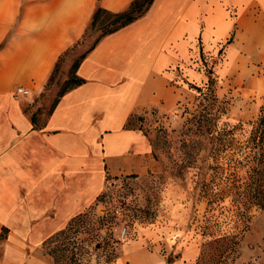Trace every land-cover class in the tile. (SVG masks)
Segmentation results:
<instances>
[{"label": "crops", "instance_id": "0c3cea01", "mask_svg": "<svg viewBox=\"0 0 264 264\" xmlns=\"http://www.w3.org/2000/svg\"><path fill=\"white\" fill-rule=\"evenodd\" d=\"M132 1L0 0V264H55L44 243L106 182L153 169L146 131L182 105L185 78L264 73V0H155L104 37L78 69L86 82L33 122L16 89L40 94L95 9ZM205 64L209 75L196 69ZM111 264L167 262L140 241Z\"/></svg>", "mask_w": 264, "mask_h": 264}, {"label": "rangeland", "instance_id": "374dc122", "mask_svg": "<svg viewBox=\"0 0 264 264\" xmlns=\"http://www.w3.org/2000/svg\"><path fill=\"white\" fill-rule=\"evenodd\" d=\"M77 53L52 85L24 96L40 124ZM196 69L210 73L207 64ZM184 82L182 105L146 131L153 169L106 182L65 234L73 218L44 243L55 264H111L140 241L172 264H264V73Z\"/></svg>", "mask_w": 264, "mask_h": 264}, {"label": "trees", "instance_id": "16d2710c", "mask_svg": "<svg viewBox=\"0 0 264 264\" xmlns=\"http://www.w3.org/2000/svg\"><path fill=\"white\" fill-rule=\"evenodd\" d=\"M155 0H133L127 8L119 11L118 13L109 11L101 6H98L95 9V12L91 18V21L83 34L82 38L75 42L71 47H69L65 52H63L58 61L55 64L44 88H48L52 85L58 77H61L63 73H65L64 66L66 61L73 55H75L78 49L85 44L87 39L91 36L92 32L98 31L97 36L94 38L92 44L82 53L78 54L74 59L70 66L68 76L65 79V85L63 89L59 92L58 98L56 99L50 114L53 112L57 104L59 103L62 96H64L67 92L72 89L82 85L86 82L85 79L78 75V69L83 62V60L87 57V55L96 47V45L106 36L119 31V29L133 23L135 20L143 17L149 12V8L152 6ZM209 85H212V80L208 82ZM42 90V91H43ZM199 90H202L199 88ZM33 122L37 123V119L35 114L32 116ZM136 176V175H132ZM261 207L264 208L263 204H260ZM78 218V217H76ZM73 218L69 223L66 229L60 231L59 233L65 234L73 222L76 220ZM58 233V234H59ZM174 260L169 259L167 264H172Z\"/></svg>", "mask_w": 264, "mask_h": 264}, {"label": "built area", "instance_id": "2783aa9c", "mask_svg": "<svg viewBox=\"0 0 264 264\" xmlns=\"http://www.w3.org/2000/svg\"><path fill=\"white\" fill-rule=\"evenodd\" d=\"M16 94L19 96H26L30 94V91L28 89H25L23 87H18L16 89ZM126 230L123 231L122 235L125 236L126 235Z\"/></svg>", "mask_w": 264, "mask_h": 264}]
</instances>
